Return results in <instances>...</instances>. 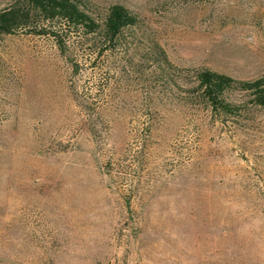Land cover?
<instances>
[{"label": "rangeland", "instance_id": "1", "mask_svg": "<svg viewBox=\"0 0 264 264\" xmlns=\"http://www.w3.org/2000/svg\"><path fill=\"white\" fill-rule=\"evenodd\" d=\"M84 1L140 20L102 70L0 34V264H264V110L223 124L150 55L257 79L264 0Z\"/></svg>", "mask_w": 264, "mask_h": 264}, {"label": "trees", "instance_id": "2", "mask_svg": "<svg viewBox=\"0 0 264 264\" xmlns=\"http://www.w3.org/2000/svg\"><path fill=\"white\" fill-rule=\"evenodd\" d=\"M139 21L136 14L119 4L102 10L84 0H13L0 9V34L51 39L79 74L83 67L102 70L101 60L125 48L128 34ZM150 53L155 58V72L162 74L166 85L181 79L185 83L181 89L191 102L204 103L221 123L238 125L249 105L264 110V75L238 80L208 69H178L163 51ZM175 71L180 75L175 76ZM128 161L126 157L121 164Z\"/></svg>", "mask_w": 264, "mask_h": 264}]
</instances>
